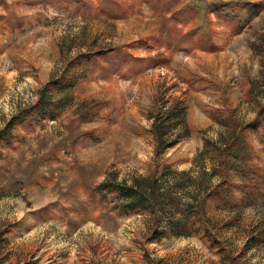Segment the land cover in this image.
I'll use <instances>...</instances> for the list:
<instances>
[{"label": "rangeland", "instance_id": "1", "mask_svg": "<svg viewBox=\"0 0 264 264\" xmlns=\"http://www.w3.org/2000/svg\"><path fill=\"white\" fill-rule=\"evenodd\" d=\"M116 1L126 10L0 0V133L69 61L83 57L73 71L87 74L57 119L30 131L16 123L0 140V264H264V195L231 209L211 201L208 243L203 216L182 229L171 221L178 213L127 214L96 190L145 178L160 161L168 185L190 197L200 175L226 160L244 191L237 167H264V123L221 154L232 129L220 112L238 130L264 106V0H185V26L169 23L175 3ZM156 123L170 145L161 158Z\"/></svg>", "mask_w": 264, "mask_h": 264}, {"label": "trees", "instance_id": "2", "mask_svg": "<svg viewBox=\"0 0 264 264\" xmlns=\"http://www.w3.org/2000/svg\"><path fill=\"white\" fill-rule=\"evenodd\" d=\"M89 1H91L92 6L95 1H98L101 8H110L114 10L116 8H123L124 11L127 8L126 6L121 7L118 5L119 3L116 0ZM115 2L117 3L116 6ZM161 2L162 6L165 8L168 3L171 2V5L175 3L177 8L171 7L169 10V23L176 20V22L178 21L182 23L181 26H185L187 23L186 18L189 16V8L185 3V0H139V3H145L153 10L160 9ZM166 10L168 11V9ZM166 28L164 29V33L171 31L170 29L168 30V26ZM178 31L181 34L179 40L182 41L183 39L181 37L184 33L182 34V29H178ZM193 32L194 29H191L190 31H186L185 35L187 34L190 36ZM200 40L201 38L195 39L197 45L200 44ZM96 56L99 55L97 54ZM91 58L93 57L86 56L87 63L91 61ZM81 60H84V58L78 56L72 61H69L61 75L53 81L47 83L39 92L40 95L37 102H35L31 107L22 110L17 117V121L15 119L11 121V127L17 123L25 128V130L30 131L36 127L38 121L57 119L60 115L58 108L60 106L63 108L66 103L73 102L71 91L79 84L81 79L87 76L86 73H84V75H79L73 71L75 67L79 66ZM250 88L252 89V85ZM53 91L64 92V97L54 99L52 96ZM69 94H71L70 99L68 96ZM220 113L221 115H227L226 122L232 129L231 137L225 138V141L220 142L222 143L221 145L223 148V150H221V154H223L227 149H230V147L235 150L237 140L241 137L240 134H243L244 136V139L240 140V142L243 146H245L246 140L250 139L248 138L249 133L251 131L254 132V130L257 132L261 124L264 123V106L258 110L257 115L253 120L249 123L242 124V127L238 130L237 127L239 123L233 121V116L230 112L223 110ZM11 127L8 125V127L0 133V140L6 137ZM153 133L156 137L155 151L158 158H161L160 156L162 155L163 150L168 148L170 145H162L164 142V133L161 131L157 123L153 129ZM215 144L217 143L214 142L210 146L212 148L219 149L215 146ZM237 150L240 151V148ZM235 156L236 159L239 158L238 153H236ZM241 158L246 164L248 157L242 153V156L239 159ZM227 162L229 161L224 160L219 163V165L222 164L221 166H223V174L221 173V167H218L219 165H214L211 173H202L200 175L201 181L199 184L194 185V188L191 191L192 195L190 194V197L189 194L182 191L177 183L168 185L166 182L169 178V174L166 173L167 167L164 166V170L159 172L160 161L156 163L152 173L145 178L136 177L131 183L126 181H117L116 179H108L100 184L96 190L103 193L105 198L110 195L111 197H108V199H116L118 203L115 205V208H121L123 212L127 214L138 211L142 212L145 210L155 212L156 215L159 213L164 216H170L171 214L178 213L179 216L171 221L173 225L182 229L186 228L192 217L197 215H200V217L203 216V220L199 221V232L202 238L210 243L208 216L210 214L209 209L211 201L219 202L222 207L231 209L237 205H242L243 203L250 204L252 203V199L256 196L264 195V167L260 168L256 164L249 166L247 164L246 167H244V165H239L237 167L239 173L244 175V184H246V187L243 191L241 183H236L232 179L231 173L228 172L230 166L227 167ZM233 162L234 160L231 161V163ZM217 174H219L221 178L217 183H213L212 179ZM187 184L188 183H186V185ZM238 190H241V192L243 191V193L239 195ZM187 197H189L190 200H187Z\"/></svg>", "mask_w": 264, "mask_h": 264}]
</instances>
